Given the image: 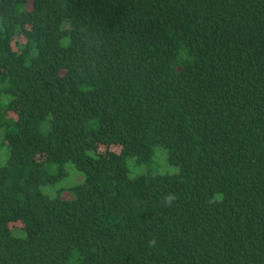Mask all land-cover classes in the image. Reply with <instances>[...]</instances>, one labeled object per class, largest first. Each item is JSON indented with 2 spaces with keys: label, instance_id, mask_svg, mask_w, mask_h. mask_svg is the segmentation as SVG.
Masks as SVG:
<instances>
[{
  "label": "trees",
  "instance_id": "16d2710c",
  "mask_svg": "<svg viewBox=\"0 0 264 264\" xmlns=\"http://www.w3.org/2000/svg\"><path fill=\"white\" fill-rule=\"evenodd\" d=\"M0 165V264H264V0H0Z\"/></svg>",
  "mask_w": 264,
  "mask_h": 264
},
{
  "label": "rangeland",
  "instance_id": "374dc122",
  "mask_svg": "<svg viewBox=\"0 0 264 264\" xmlns=\"http://www.w3.org/2000/svg\"><path fill=\"white\" fill-rule=\"evenodd\" d=\"M132 162L133 161L130 162V166L132 168L131 173L132 176L135 177L138 175L148 174L150 172L158 175H171L178 172V168L176 166H172L168 163L167 152L161 146L156 150L155 164L153 165L154 169H151V167L148 166H134ZM4 163L5 159L2 164ZM66 171L68 175L62 182L53 187H44L43 192L50 196H57L60 190H64L63 193L59 195L64 199L71 198V194L68 190L73 186L82 183L84 181V175L78 171L72 163H68L66 165Z\"/></svg>",
  "mask_w": 264,
  "mask_h": 264
},
{
  "label": "clouds",
  "instance_id": "9594fccd",
  "mask_svg": "<svg viewBox=\"0 0 264 264\" xmlns=\"http://www.w3.org/2000/svg\"><path fill=\"white\" fill-rule=\"evenodd\" d=\"M167 199H168L169 201H171L172 199H174V197L169 196V197H167ZM153 243H154V242H153Z\"/></svg>",
  "mask_w": 264,
  "mask_h": 264
}]
</instances>
